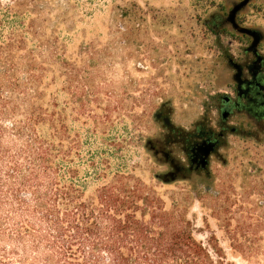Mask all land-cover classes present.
<instances>
[{
	"label": "trees",
	"instance_id": "obj_1",
	"mask_svg": "<svg viewBox=\"0 0 264 264\" xmlns=\"http://www.w3.org/2000/svg\"><path fill=\"white\" fill-rule=\"evenodd\" d=\"M130 9L73 56L66 2L0 1V264H234L212 233L208 247L194 238L187 198L164 207L128 167L120 128L153 115L132 113L143 98L127 70L107 79L134 56Z\"/></svg>",
	"mask_w": 264,
	"mask_h": 264
},
{
	"label": "rangeland",
	"instance_id": "obj_2",
	"mask_svg": "<svg viewBox=\"0 0 264 264\" xmlns=\"http://www.w3.org/2000/svg\"><path fill=\"white\" fill-rule=\"evenodd\" d=\"M58 1L69 5L68 15L74 23L72 33H64L72 37L66 44L73 56L80 42L97 39L103 46L117 27L121 29L117 14L130 6L128 25L134 56L125 69L116 63L114 74L107 79L112 87H118L127 70L136 81L130 96L143 98L132 113L140 114L150 105L153 115L135 131L128 119L120 128L123 138L133 140L128 167H133L134 174L160 194L164 207L171 205L168 197L172 194L187 198L186 218L193 226L194 238L204 246L208 247L212 233L227 261L264 264V138H247L246 128L251 126L243 125L244 115L234 114L228 120L237 132L227 135V144L220 150L222 159L212 160L209 176L188 174L186 178L163 182L161 177L170 167L146 144L150 142L154 150H170L175 160L187 164L179 132H192L198 125L212 126L219 120L215 108L219 96L233 91V70L227 59L241 62L250 42L229 26L213 31L211 16L226 15L231 3L239 0ZM238 20L264 33V0H251ZM258 50L264 56V39ZM158 112L170 119L172 132L161 119L154 118ZM139 138H146L143 145ZM170 140L177 143L167 144Z\"/></svg>",
	"mask_w": 264,
	"mask_h": 264
},
{
	"label": "flooded vegetation",
	"instance_id": "obj_3",
	"mask_svg": "<svg viewBox=\"0 0 264 264\" xmlns=\"http://www.w3.org/2000/svg\"><path fill=\"white\" fill-rule=\"evenodd\" d=\"M240 1L241 0L232 2L231 8ZM250 1L251 0H249V2ZM246 6L236 13L235 21L239 26L256 31L261 38L257 46L251 49V37L241 34L248 38L250 42L249 46L244 49V54L246 55L241 62L234 61L233 58L230 57L227 59L228 66L233 70V91L229 93V95L219 96V103L215 107L219 112V120L212 126L201 124L196 126L192 132H179L178 136H180L179 142H181V152L184 154L187 164H181L179 161L175 160L170 150H165L161 147L156 149L158 151L157 155L162 157L164 163L168 164V162L164 161L160 151L168 153L167 161L172 159L173 163L176 165L177 171L175 173H173L171 168L167 172L173 173V180L178 177L186 178L188 174L205 173L208 176L210 175L208 169L209 165L214 159H222L220 150L227 144V135L236 134L237 132L236 127L232 126L231 122L228 121L236 114L244 115L246 119L242 121L243 125L251 126L250 128H246L249 129L246 130L248 134L247 138L255 141L264 138V56L258 50V46L264 39V33L257 27L243 26V24L239 22V14ZM226 16L227 14H214L211 16L213 31H221L224 26H229L231 28L226 22ZM231 30L234 31L232 28ZM232 64L238 65L239 68L237 72ZM234 74H238L236 80L233 79ZM158 113L161 114V119L163 114L162 112ZM223 114L225 115L224 117ZM168 128L171 130L170 126H168ZM176 140H170L167 144L177 143ZM149 146L154 149L151 143ZM168 180H171L170 177H168Z\"/></svg>",
	"mask_w": 264,
	"mask_h": 264
},
{
	"label": "water",
	"instance_id": "obj_4",
	"mask_svg": "<svg viewBox=\"0 0 264 264\" xmlns=\"http://www.w3.org/2000/svg\"><path fill=\"white\" fill-rule=\"evenodd\" d=\"M249 2V0H241L240 2H238V3H236V4H234L233 6H232V8L228 11V13H227V16H226V22L231 26V28L234 30V31H236L237 33H239V34H243V35H246V36H249V37H251V43H250V48L251 49H254L256 46H257V44H258V42L260 41V36L258 35V33L256 32V31H253V30H251V29H248V28H245V27H242V26H239L237 23H236V21H235V15H236V13L240 10V9H242L244 6H246V4ZM230 62V61H229ZM232 66H233V68L236 70V72L238 71V65H236V64H232ZM237 75L238 74H234V76H233V79L234 80H236V77H237ZM160 116H161V114L160 113H156L155 115H154V118L155 119H160ZM225 115L223 114V117H224ZM161 120H162V122H163V124H164V126L165 127H168V126H170V119L167 117V116H164V117H162L161 118ZM148 144H150V142H148ZM150 149L151 150H153V154L154 155H157V153H158V151L157 150H154L153 148H151L150 147ZM160 154L163 156V158H164V161L165 162H168V164H169V166H170V168L172 169V171H173V173H175L176 171H177V167H176V165L173 163V160L171 159V160H169V161H167V159H168V153H166V152H164V151H160ZM206 156V155H205ZM173 173H166V174H164L162 177H161V180L163 181V182H166V181H168V177H170V179L171 180H173V178H172V175H173Z\"/></svg>",
	"mask_w": 264,
	"mask_h": 264
}]
</instances>
